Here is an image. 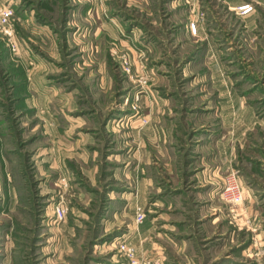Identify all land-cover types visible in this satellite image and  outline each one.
<instances>
[{
  "label": "rangeland",
  "instance_id": "1",
  "mask_svg": "<svg viewBox=\"0 0 264 264\" xmlns=\"http://www.w3.org/2000/svg\"><path fill=\"white\" fill-rule=\"evenodd\" d=\"M0 1L17 48L0 32V264H43L70 238L87 242L72 264L125 258L117 243L140 229L133 189L151 111H253L264 131V15L253 33L224 21L238 31L209 66L190 58L191 15L223 12L220 0ZM174 21L184 27L173 44L148 50ZM249 152L233 163L242 202L222 209L233 264H264V158Z\"/></svg>",
  "mask_w": 264,
  "mask_h": 264
},
{
  "label": "crops",
  "instance_id": "2",
  "mask_svg": "<svg viewBox=\"0 0 264 264\" xmlns=\"http://www.w3.org/2000/svg\"><path fill=\"white\" fill-rule=\"evenodd\" d=\"M201 1L212 8V1ZM245 3L252 5L251 12L239 15L234 11ZM220 4L223 12L212 11L205 18L202 11L201 21L197 13V19L191 15L197 28L195 34L189 35L197 50L189 52L190 58L207 56L212 63L209 66H215V52L223 53L225 44L233 43L238 30L230 33L226 27L232 18L243 26L240 34L253 33L260 25V16L264 15V0H220ZM224 21L227 24H223ZM175 26L170 33L158 27L146 48L150 50L153 43L161 45L167 36L173 44L183 25L176 23ZM34 81L40 84L37 78ZM233 116L238 118L237 122ZM260 123L253 111L150 112V122L143 128L145 171L134 184L132 200L133 218L136 207H143L149 214L142 225L139 224L140 229L136 226L125 239L135 248L138 258L159 264H233L231 222L222 211L227 203L219 193L225 176L233 171V163L239 162L241 156L246 157L251 150L264 158V131L259 129ZM255 128L257 133L252 132ZM234 139L237 143H233ZM244 194L246 198L249 196L247 191ZM77 242L75 238L65 241L70 245L49 254L51 259L45 258L43 264H72L71 256L76 259L75 256L82 255L80 252L77 255L75 250L87 249V242ZM62 257L71 258L65 262ZM125 263V258L115 253L108 259V264ZM93 264L103 262L98 258Z\"/></svg>",
  "mask_w": 264,
  "mask_h": 264
},
{
  "label": "built area",
  "instance_id": "3",
  "mask_svg": "<svg viewBox=\"0 0 264 264\" xmlns=\"http://www.w3.org/2000/svg\"><path fill=\"white\" fill-rule=\"evenodd\" d=\"M239 15H246L253 10L252 5L245 3L237 6L234 9ZM14 18L13 8L8 4L0 1V32L5 37L7 45L11 51H16V44L14 38V29L12 20ZM192 34L196 33V25H190ZM220 198L227 204L236 205L242 202V192L240 190L239 182L236 173L231 171L225 177L224 184L220 190ZM56 216L62 219L64 211L61 207L56 208ZM144 213L141 207H136L134 221L136 224H141L144 220ZM117 250L125 257V264H159L157 261L144 260L137 257L135 248L126 241H119L117 243Z\"/></svg>",
  "mask_w": 264,
  "mask_h": 264
}]
</instances>
